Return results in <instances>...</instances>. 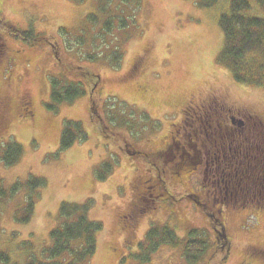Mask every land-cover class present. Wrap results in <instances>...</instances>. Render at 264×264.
Listing matches in <instances>:
<instances>
[{
	"label": "rangeland",
	"instance_id": "374dc122",
	"mask_svg": "<svg viewBox=\"0 0 264 264\" xmlns=\"http://www.w3.org/2000/svg\"><path fill=\"white\" fill-rule=\"evenodd\" d=\"M121 2L110 0L107 13L111 18L99 13V22L91 24L89 31L92 35L102 30L105 21L111 19L114 27L109 38L114 43L110 48L120 38L124 40L122 59L115 66L104 59L83 61L66 46L68 36L80 35L88 28L86 20L98 12L102 0H0V99L4 103L0 111V252L11 256L10 262L0 259V264H27L30 256L37 264L44 262L42 252L52 245L50 232L59 224L63 202H90V217L103 223L98 250L90 264H188L182 244H165L155 252H144L147 232L163 225L173 227L181 243L191 230L203 233L209 248L196 264H264V259L252 252L256 245L264 248V208L247 207L245 198L232 199L225 207L219 201L220 193L224 196L229 187L225 181L210 186L201 164V169H192L193 176L188 178L184 171H190L189 167L175 169L179 170L176 177L164 176V200L142 202L137 209L146 211L135 227H127V214L135 209L140 182L158 172L156 157L147 156L170 140L172 130L185 132L179 128L185 118L184 106L190 101L206 103L209 98H221L264 118V87L236 82L219 62L224 40L219 16L230 0H219L213 8H202L195 0H142L140 10L131 16ZM122 19L127 23L125 28L119 26ZM12 24L32 29L38 37L36 42L11 36L6 29ZM140 57H144V68L131 75ZM54 77L63 84L82 81L87 93L52 110ZM23 100L30 101L31 106H24ZM112 114L123 125L111 122ZM208 119L202 115L201 123L186 121L189 126L206 128L215 139L216 159L231 161L228 165L238 171L233 177L224 173L226 180L243 183L247 172L238 166L241 156L248 161L250 155L238 148L235 153L230 146H237L238 138L224 132L213 134L206 126ZM71 121H81L89 138L77 140L62 151V132ZM246 136L239 137L242 144H259L258 138L248 136L247 141ZM10 140L21 143L24 152L15 165L6 166L1 155ZM170 141L175 154L188 160L179 139ZM234 154L240 156L233 159ZM100 168L105 179L98 177ZM180 174L185 181H180ZM34 177L45 179L46 184L31 192L27 182ZM17 183L20 186L15 192ZM213 188L218 190L217 201L208 197L207 191ZM193 190L197 195L188 197ZM258 193L264 197V192ZM30 194L36 200L34 213L28 223H22L16 218L24 214ZM206 204L212 209H206ZM213 208L217 212L223 208L217 215L229 239L221 251L209 216Z\"/></svg>",
	"mask_w": 264,
	"mask_h": 264
},
{
	"label": "trees",
	"instance_id": "16d2710c",
	"mask_svg": "<svg viewBox=\"0 0 264 264\" xmlns=\"http://www.w3.org/2000/svg\"><path fill=\"white\" fill-rule=\"evenodd\" d=\"M109 1L110 0H102L98 12L91 13L86 20V23L89 24L88 28L82 30L80 35L68 36L66 46L68 51L71 52V50H74L75 54L78 56L80 55L83 61L90 60V62H97L104 59L118 66L123 56V51L120 49L123 46L124 40L120 38L117 45L110 48V43H114V39L111 40L109 38V36L112 35L111 31L114 27L111 19L106 20L105 23L103 21L102 30L96 31L92 35L89 32L94 25L93 23L97 24L99 22V13H107L110 10ZM122 1L121 6H127L129 10H126V8L125 10L130 16L132 13L138 12L142 5V0ZM195 1L202 8H213L219 4V0ZM116 5L120 6L119 3ZM107 17L111 18L108 13ZM219 24L224 34L223 46L219 53V62L231 72L236 82L264 87V0H230L228 8L222 10L220 13ZM119 26L125 28L127 27V23L122 19L119 22ZM6 30L11 36L26 43L36 42L38 38L32 29L23 30L13 24L8 25ZM80 68L82 69L83 67L80 66ZM83 73H85V75H82V78H85L87 73L84 71ZM51 81V98L53 103L49 105V108L52 110H55L57 105L64 102L72 103L87 93V89L84 87L82 81L74 80L63 84L55 77L51 78ZM93 87L96 86L93 84ZM94 110H96V107H94ZM110 120L114 122L115 125H123L113 114ZM127 123L128 126L131 127L130 129H132V124L130 125L129 122ZM65 125L61 136L60 150L64 151L69 149L77 140L84 141L89 138L81 121L66 122ZM258 139L260 147L264 150V130L261 131ZM247 148L249 149V147ZM23 152L24 148L21 143L10 140V143L6 145L2 152L1 159L6 166H12L20 160ZM249 154L251 159L245 162L248 168L242 167L244 171L248 170L247 174L249 176L245 179L244 183L240 185L242 190L239 193L240 197L237 198H245L247 207L254 206L264 208V197H261V194L258 193L259 190L264 192L262 190L264 188V175L260 176L261 173L257 172L258 169H262L260 167L264 166L259 165L264 163V159L261 161L254 158V155H256L255 151ZM262 154H264V152ZM260 158H262V156H259V159ZM248 162H250L251 166ZM104 167H106L107 170L111 169L108 164H104ZM175 169H179V167ZM175 169L174 171L177 173L179 170ZM98 177L100 179L106 178V174L103 173L101 168L99 169ZM261 177L262 179H260ZM227 181L228 180L225 179V182ZM45 184V179L38 177L30 178L27 182L31 192ZM19 186L20 183L13 186L15 192L18 190ZM1 194H4V192H1ZM35 204L36 200L33 194H30L24 204V214H22L20 218L17 217V221L28 223L33 216ZM243 205L245 206L244 202L241 203L242 207H244ZM89 211L90 202H63L61 204L59 224L50 232L52 245L50 247H45L42 252L44 253L42 256L45 260L38 264L91 263L98 250V236L103 230V223L93 220L90 217ZM213 213L214 212L211 211L209 216L213 220L212 226L215 230L217 249L222 250L229 239L221 216H218L217 213ZM202 234L200 230H191L186 239L183 240L184 243H181L179 241L182 240L178 238L173 227L168 225L152 227L147 232V249L144 252H155L161 245L165 244L173 246L182 244L183 255L186 262L188 264H196L209 248L208 241ZM136 256L140 261L143 260L140 259L138 254H136ZM0 259L5 262H10L11 256L0 252ZM27 260V264H37L36 260L31 256Z\"/></svg>",
	"mask_w": 264,
	"mask_h": 264
},
{
	"label": "flooded vegetation",
	"instance_id": "af4514ba",
	"mask_svg": "<svg viewBox=\"0 0 264 264\" xmlns=\"http://www.w3.org/2000/svg\"><path fill=\"white\" fill-rule=\"evenodd\" d=\"M144 68V57H140L137 59L136 63L133 64L130 74L135 75L136 73L140 72V69ZM97 86V85H96ZM210 101H207L206 103H194L193 101H190L188 103V106H184V112H185V118L182 121V123L179 125V128L185 129V132H181L180 130H172L170 135L171 139H179V142L182 143L181 149L184 150V152L188 155V160H182L183 156H179L178 154H175L173 143H170L167 141L164 146L159 149L158 151H155L153 153H149L147 156L149 159L152 157H156L155 163H158L156 166V175L151 177L149 179L153 182V184L150 186L148 185L149 180H143L140 182L136 204L134 206V210L130 211L127 216L130 217V221L126 224L129 228L131 226L135 227V225L138 222V219L141 215L144 214L146 210H138L139 205L142 202L150 201L153 203H157L159 200H164V196L166 195V180L164 176L167 178L171 176H175V168L184 170L185 167H189L191 169L190 171L186 170L184 172H187V176L190 177L193 176V171H198L197 168H200L199 164L203 165L205 167V171L202 173L204 174V179L209 181V185L212 186L213 183L216 182V184L220 183L221 181H225L224 173L229 175L230 177H233V173L238 174V171L232 170L231 166L228 165L230 162H219V159H216V152L214 151V144L215 139L213 136H211L204 128L203 126L197 127V125H190L186 119H190L193 123L197 124L198 122L201 123V116L205 115L206 117H209L208 121L206 120V126H208L212 133L217 135L218 132L222 133L224 132L227 136H234L238 138V144L237 146H230V148L234 149V152H238L237 148L240 149L241 152H245L249 154L252 151L256 152V155H254V158L258 160L264 159V150L262 147H260V144H254V145H247V142L242 144L243 140L239 137H241L244 133L247 134V136L244 138L248 141V136L252 137L253 139L259 138V135L261 131L264 130V118H258V115H254L253 113L247 111L246 109H243L241 107H238L236 104H229L227 101L222 100L221 98H209ZM0 111L4 105L2 99H0ZM27 102V104H25ZM23 105L30 107L31 103L28 100H23ZM174 126H176L174 124ZM263 129V130H262ZM191 130L190 133H188ZM187 133V134H186ZM235 139V138H234ZM259 141V139H257ZM236 141V140H235ZM245 147H249V149H245ZM180 148V145H177V149ZM169 151V152H168ZM133 153H136L135 151ZM250 155V154H249ZM233 156V157H232ZM231 158H236L240 155L234 154ZM259 156L262 158L259 159ZM226 157V156H225ZM160 158V160L158 159ZM244 158H247L246 156H241L242 164L236 165L232 163L233 165H236L238 167L242 166L243 168H248L247 160H244ZM250 158V157H249ZM158 159V161H156ZM163 163V164H161ZM189 164V165H188ZM218 165V166H217ZM259 165H264V163H261ZM202 167V166H201ZM211 167H213L211 169ZM261 170L258 169V173H261L260 176L264 175V168ZM201 169V168H200ZM153 172V170H151ZM212 172V173H211ZM245 172H248V170H245ZM182 173V172H181ZM181 175V174H180ZM222 175V176H221ZM249 175L247 174L245 178H247ZM176 177V176H175ZM185 177L181 175L180 181H185ZM218 177V179H216ZM262 179V177L260 178ZM235 181V180H234ZM232 182L230 179L226 182L227 187H229L230 191H226V194L222 196V193H220V203L223 205H226L230 203V200L234 199V201H238L240 198L239 193L242 190L240 185L242 182L240 180L238 181L237 185L235 182ZM245 180H243L244 183ZM164 189V191L160 190ZM160 190V191H159ZM208 197L210 199H214L217 201L216 198L218 190L217 188H213V190H209ZM193 195H197L196 192L193 190L192 192H188L187 196L191 197ZM211 195H215V197H211ZM167 198H165L166 200ZM148 201V202H149ZM146 202L144 205L148 204ZM150 204V205H152ZM232 204V203H230ZM206 209H212V206H209L208 204ZM157 206L154 204L153 208L155 209ZM209 207V208H208ZM151 208V206H150ZM148 208V209H150ZM208 211V210H207ZM213 214L219 213L222 214L223 208L219 209L218 212L214 210L213 208ZM208 213V212H207ZM209 214V213H208ZM253 251L257 257H261L264 259V248H259L257 246L254 247Z\"/></svg>",
	"mask_w": 264,
	"mask_h": 264
}]
</instances>
